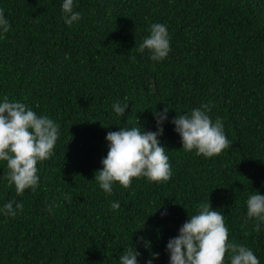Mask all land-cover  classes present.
I'll list each match as a JSON object with an SVG mask.
<instances>
[{
  "label": "trees",
  "instance_id": "16d2710c",
  "mask_svg": "<svg viewBox=\"0 0 264 264\" xmlns=\"http://www.w3.org/2000/svg\"><path fill=\"white\" fill-rule=\"evenodd\" d=\"M63 2L0 0L10 23L0 29V103L22 102L60 125L36 191L18 196L0 161V264H120L132 244L138 264H170L169 240L201 203L222 212L230 242L264 264V225L257 232L247 217L249 196L264 195V0H74L81 19L71 26ZM154 23L169 32L162 61L138 50ZM115 103L128 104L123 118ZM203 105L232 142L213 158L184 151L171 123ZM166 106L158 139L171 180L134 179L105 193L95 174L107 133L157 132L154 111ZM11 201L23 203L15 217L2 211Z\"/></svg>",
  "mask_w": 264,
  "mask_h": 264
},
{
  "label": "clouds",
  "instance_id": "9594fccd",
  "mask_svg": "<svg viewBox=\"0 0 264 264\" xmlns=\"http://www.w3.org/2000/svg\"><path fill=\"white\" fill-rule=\"evenodd\" d=\"M62 12L69 26L81 19L80 14L74 11V0H64ZM0 29L3 33L10 31V23L2 9ZM138 50L141 53L148 50L153 61L166 59L171 50L167 27L162 23L152 24L150 36L145 37ZM113 108L123 118L128 104L115 103ZM168 111L167 106L163 112L154 111L157 132L141 131V127H122L119 131L107 133L108 153L102 160V170L95 174V181L105 193L111 195L116 183L125 189L131 188L134 179L147 178L155 183L171 180L172 170L167 149L158 139L163 135V124L168 120ZM210 111L209 105H203L193 109L190 114L177 115L171 121L181 137L184 151L213 158L232 147V142L225 134L223 121L219 117L213 121L208 114ZM59 130L60 125L53 119L38 116L22 102H10L5 97L0 103V161L6 162L9 186H15L18 196H23L29 189L34 192L39 187L38 164L54 155ZM64 198L69 201L71 199L67 195ZM111 207L118 210L121 205L113 202ZM197 208V214L189 215L179 236L170 239L167 244L170 264H225L226 258L230 260V264H260L250 248L230 242L222 212L213 210L211 203H201ZM22 210L23 203L11 201L4 205L2 211L6 216L15 217ZM48 210L51 211V206ZM163 214L167 215L166 211ZM247 217L255 221L254 230L259 232L264 225V195L258 191L247 199ZM140 243L151 249V243L143 237L140 238ZM140 255L137 246L132 244L121 254L120 264H138ZM152 258L158 259L159 256L152 253ZM147 264H152V260L147 261Z\"/></svg>",
  "mask_w": 264,
  "mask_h": 264
}]
</instances>
